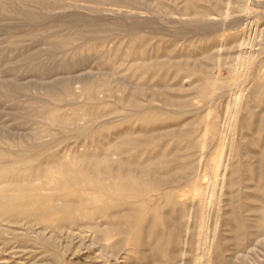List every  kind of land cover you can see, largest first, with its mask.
<instances>
[{
	"label": "bare ground",
	"instance_id": "1",
	"mask_svg": "<svg viewBox=\"0 0 264 264\" xmlns=\"http://www.w3.org/2000/svg\"><path fill=\"white\" fill-rule=\"evenodd\" d=\"M220 7V0H186L182 12L210 14ZM128 45L132 51L125 53L124 59L135 62L133 54L142 53L143 43L131 40ZM206 47L212 49L215 44ZM196 51L203 54L202 48ZM207 58L208 61L193 63L188 60L131 63L130 77L146 79V87L131 89L118 82L113 87L103 76L96 77L93 83H85L79 96L65 99L71 105L80 104L76 105L77 109L73 108L72 116L57 112L52 123L61 130H69L74 123L69 132L77 138L91 127L94 130L91 141L77 139L64 146V139L54 137L47 141L38 133H34L33 140L23 137L9 142L8 137H2L0 143L10 147L9 151L19 159L11 160L10 156L0 154V254L3 255L0 264L8 263L4 255L21 257L43 252L53 262H61L67 256L71 264H94L101 259L103 263H112V258L123 264L172 263L182 243L192 245L194 234L189 232L191 224L182 221L184 216L196 223L204 210L201 196L183 191L180 185L193 181L197 166L204 164L205 154L197 158L198 148L204 150L216 137L221 138L219 145L224 147L227 139H234L237 126L242 129V137L257 135L263 140L259 147L241 139L236 144L237 153L256 158L251 167L261 171L258 174L261 180L264 107L256 111L249 106L240 116L247 90L242 82L230 89L231 99L227 101L223 122L225 129L221 128L220 117L213 113L214 103L202 115L201 101L210 102L209 95L223 89L225 81L220 76L221 67H218L220 75H211L209 63L214 56ZM80 96L88 100L80 102ZM112 96L114 104H107ZM250 97L264 106V77L251 87ZM144 100L148 103L144 104ZM156 101L161 105H156ZM120 108L128 112L120 116ZM83 112L89 113L87 118ZM134 119L138 124H134ZM82 120L85 123L81 124ZM46 129L44 134L53 135ZM208 134L210 140L206 138ZM233 141H228L230 155ZM59 144L64 149L48 153ZM26 152L31 154L27 156ZM24 156L27 158L21 160ZM228 168L231 182L243 169L246 180H251L250 167L246 170V166H234L227 160L224 171ZM243 188L239 194L228 193L225 200L229 209L224 212V223L229 220L234 223L229 233L235 249L241 247L242 229L246 227L240 216L242 211L254 215L258 230H264V192L258 186ZM185 230L189 237L182 236ZM221 238V246H212L215 255L219 250L228 249L225 243L230 238L225 235ZM214 264L225 262L218 254Z\"/></svg>",
	"mask_w": 264,
	"mask_h": 264
},
{
	"label": "rangeland",
	"instance_id": "2",
	"mask_svg": "<svg viewBox=\"0 0 264 264\" xmlns=\"http://www.w3.org/2000/svg\"><path fill=\"white\" fill-rule=\"evenodd\" d=\"M185 3L186 0H0V142H3L2 137H8L9 142L23 137L33 140L34 133L41 134L47 141L54 137L64 139V146L77 139L91 141L94 131L91 127L77 138L69 132L74 123L69 130H61L52 123L53 116L57 112L72 116L76 105L80 104L71 105L65 99L71 95L79 96L84 84L95 82L99 76L108 78L113 87H117V82L125 83L131 89L148 86L146 79L130 77V64L145 60L148 63L163 60L193 63L208 61L207 57L214 56L209 63L212 66L210 73L220 75L218 67H221L220 76L225 81L223 89L209 95L210 102L201 101V114L205 116L208 106L214 103L213 113L220 117L222 129H225L223 122L227 101L231 99L230 89L236 83L247 85L240 116L249 106V109L262 110L263 104H257L259 102L250 97V90L259 78L264 77V0H220L219 11H210V14L183 13ZM256 36H259L257 40ZM131 40L143 43L142 53L133 54L137 59L135 62L124 59L125 53L132 51L128 45ZM212 43L214 48L206 47ZM196 48H202L203 54ZM185 52L191 55H181ZM189 81L192 80L185 84ZM99 96L102 98L104 93ZM87 100L79 97L80 102ZM144 102L148 103L147 100ZM106 103L114 104V96ZM154 103L161 105L160 101ZM120 109V116L128 112ZM83 115L87 118L89 113L83 112ZM83 123L85 120L81 121ZM134 124H138L135 119ZM205 124H201V132ZM46 128L53 135L44 134ZM235 128L234 139H227L224 147L219 145L221 138L216 137L204 150L198 148L197 158L204 153V164L197 166L193 181L183 183L180 188L199 194L204 210L196 223L184 216L182 221L191 224L189 232L194 234L192 245L182 243L176 259L172 263L164 259L166 264H214L218 254L225 264H264V230H258L256 217L249 212L240 213L246 227L242 229L243 243L239 249L233 248L234 241L229 233L234 223L230 220L224 223V212L229 209L225 201L228 193L239 194L248 185L252 189L258 186L264 192V169L263 178L259 180L261 171L251 167L256 158L244 157L236 151L240 139L252 141L258 147L263 140L257 135L244 138L241 127ZM200 135L203 138V134ZM206 138L210 140L211 137L208 134ZM228 141H233L231 155ZM64 146L59 144L48 153L62 150ZM9 150L10 147L0 143V154L10 156L11 160L19 159ZM227 160L234 166H246V170L250 167L251 180H246L243 169L231 182L229 168L224 171ZM185 235L189 237L187 230L182 233L184 238ZM221 235L230 238L225 243L228 249L219 250L215 255L212 249L221 246ZM45 254L4 257L7 264H71L67 256L61 262H53ZM94 264L123 263L112 258V263H103L101 259Z\"/></svg>",
	"mask_w": 264,
	"mask_h": 264
}]
</instances>
